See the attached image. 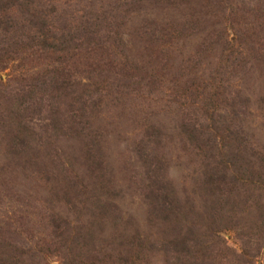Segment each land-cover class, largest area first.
I'll return each instance as SVG.
<instances>
[{
    "label": "rangeland",
    "instance_id": "obj_1",
    "mask_svg": "<svg viewBox=\"0 0 264 264\" xmlns=\"http://www.w3.org/2000/svg\"><path fill=\"white\" fill-rule=\"evenodd\" d=\"M25 4L0 0V264H264V0ZM54 56L65 86L28 92Z\"/></svg>",
    "mask_w": 264,
    "mask_h": 264
},
{
    "label": "trees",
    "instance_id": "obj_2",
    "mask_svg": "<svg viewBox=\"0 0 264 264\" xmlns=\"http://www.w3.org/2000/svg\"><path fill=\"white\" fill-rule=\"evenodd\" d=\"M32 1L33 0H26V4L25 5L27 7H30V5H32ZM62 44H63V42H60L59 45H62ZM52 50L54 52H51V53H53L55 55L56 54L61 55L63 53L64 54L67 53L66 52L67 50L61 49V48H57V49L56 48H53ZM54 57H55V59H52V63L54 65H56L57 67H54L56 69H53L52 71H49V74L51 76L44 78V81H41L40 83H39V81L38 82L34 81L35 84H38L39 83V85L37 87H35V86L34 87L29 86L28 87L29 88L28 92H34V91H38L39 92V91H41V89H44L45 87H48L50 89V92H56V91L62 89L63 86H65V84H64V82L62 80V78H63L62 77V69L60 68V65L65 62V59L64 58H61L60 56H54ZM55 98H56V95L49 96V99H52L53 100ZM55 103H56L55 106L51 110V116H52L51 117V120H52L53 123L59 124L58 123V118L55 117V115L57 114V111H58L57 102H55ZM12 119H13V123H14L16 129H21L23 131L28 130L25 127V125L20 122L18 116H16V118H15V116H13ZM19 134H20V131H19L18 135ZM29 134H31V132H29Z\"/></svg>",
    "mask_w": 264,
    "mask_h": 264
}]
</instances>
